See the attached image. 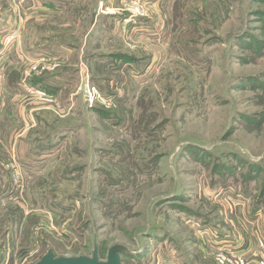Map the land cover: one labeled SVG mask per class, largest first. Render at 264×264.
Wrapping results in <instances>:
<instances>
[{
	"label": "rangeland",
	"instance_id": "374dc122",
	"mask_svg": "<svg viewBox=\"0 0 264 264\" xmlns=\"http://www.w3.org/2000/svg\"><path fill=\"white\" fill-rule=\"evenodd\" d=\"M57 4L29 13L25 42L59 39L64 57L7 78L39 114L24 132L0 122V264L116 244L122 264H225L224 235L264 264V0ZM53 73L55 97L26 89Z\"/></svg>",
	"mask_w": 264,
	"mask_h": 264
},
{
	"label": "crops",
	"instance_id": "0c3cea01",
	"mask_svg": "<svg viewBox=\"0 0 264 264\" xmlns=\"http://www.w3.org/2000/svg\"><path fill=\"white\" fill-rule=\"evenodd\" d=\"M57 1L60 2V0H38V5L34 6L31 1L27 4L26 0H0V115L2 117L0 122L7 121L11 124V127L20 125V128L23 130L20 132H24L27 128H32L37 125L35 115H38L39 112L33 111L34 108L31 107L32 101L29 100L22 84L19 81L8 84L7 78L11 75V69L21 71L24 57L33 58L42 55H45L48 59H60L64 57L63 54L66 50V44L59 39L53 41L46 40V42L40 44L37 42L33 43V41L25 42L27 28L29 26L27 24L28 20L30 22L32 18H38L29 13L36 12L41 16H45L46 13L56 14L58 10L63 8V5L57 4ZM17 3L20 4L17 5ZM56 4L61 8L55 7ZM23 19L25 20L24 22L22 21ZM22 51L25 52V56L22 55ZM47 78L44 86H54L53 90L49 92L45 91L47 97H55L68 85L65 77H61L59 74L53 73ZM16 135L17 133H15L14 138ZM17 145L19 146V142H17ZM40 153H44L43 150ZM233 236L234 240H230L229 238H233L232 236L224 235L221 242H216L220 244L219 248L225 246L231 248V251L234 252L246 251L245 248L249 247L247 245L248 242L240 239L236 240V236ZM229 240L230 246H227ZM224 242L226 244H223ZM258 243L261 245V241ZM1 251L3 252L4 250Z\"/></svg>",
	"mask_w": 264,
	"mask_h": 264
},
{
	"label": "water",
	"instance_id": "95a60500",
	"mask_svg": "<svg viewBox=\"0 0 264 264\" xmlns=\"http://www.w3.org/2000/svg\"><path fill=\"white\" fill-rule=\"evenodd\" d=\"M129 252V249L121 245H112L105 260L99 259L97 245H94L91 256H55L51 249L42 255L33 264H122L121 255Z\"/></svg>",
	"mask_w": 264,
	"mask_h": 264
},
{
	"label": "built area",
	"instance_id": "2783aa9c",
	"mask_svg": "<svg viewBox=\"0 0 264 264\" xmlns=\"http://www.w3.org/2000/svg\"><path fill=\"white\" fill-rule=\"evenodd\" d=\"M41 60H46V59H41ZM47 62H44V61H41V62H38L37 64H35L33 67H31V71L33 72H40V73H43L44 71L47 70ZM90 83V82H89ZM88 83V87L86 85V91H87V96H89V99L91 102H106V98H104L98 91L97 87L93 84V85H89ZM92 84V83H91ZM27 86H30V85H27ZM26 89L30 92V93H34L36 95H39L41 97H44L46 96V93L44 91H39V89H35V87L32 89L29 88V87H26ZM40 97V98H41ZM20 177V174H19V171L18 169H15V173H14V179L17 180L19 179ZM220 251H225V250H220ZM229 255H231L233 258H226L224 257L225 260L228 261V263L230 264H244V257L242 258L241 255H238V254H235V252H231V251H227ZM241 256V257H240ZM259 256L261 257V260L264 261V243H261L260 245V250H259ZM221 263H225L223 261H221ZM228 263H225V264H228Z\"/></svg>",
	"mask_w": 264,
	"mask_h": 264
},
{
	"label": "trees",
	"instance_id": "16d2710c",
	"mask_svg": "<svg viewBox=\"0 0 264 264\" xmlns=\"http://www.w3.org/2000/svg\"><path fill=\"white\" fill-rule=\"evenodd\" d=\"M32 82H33V85L37 88V89H39V90H41V91H46V92H49V91H51V90H53L54 89V86H52V85H48V86H44L45 85V83H46V81L44 80V79H39L38 81H33L32 80Z\"/></svg>",
	"mask_w": 264,
	"mask_h": 264
}]
</instances>
